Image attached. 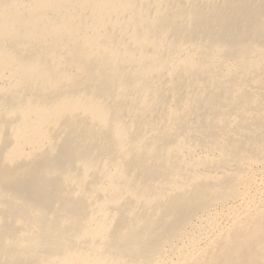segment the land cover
Segmentation results:
<instances>
[{"label": "bare ground", "instance_id": "6f19581e", "mask_svg": "<svg viewBox=\"0 0 264 264\" xmlns=\"http://www.w3.org/2000/svg\"><path fill=\"white\" fill-rule=\"evenodd\" d=\"M263 71L264 0H0V264H264Z\"/></svg>", "mask_w": 264, "mask_h": 264}, {"label": "rangeland", "instance_id": "374dc122", "mask_svg": "<svg viewBox=\"0 0 264 264\" xmlns=\"http://www.w3.org/2000/svg\"><path fill=\"white\" fill-rule=\"evenodd\" d=\"M260 77L264 81V71L261 73ZM245 89H246L245 92L247 91V93H252V91L254 92L252 94H255V95H258L257 93H261L259 98L263 99V101H264V87L259 86L258 84H246V88ZM256 165H257V167H256ZM247 166L248 165H246L244 167L246 168ZM247 169L248 170L245 172V175H247V176L250 175L249 177L251 178L252 184L254 185V187L252 185V189H251V193H250V195L253 196V195H255L256 192H259V188L262 187L260 191H262V189L264 190V188H263V186H264V162H261V163L259 162V163H256V164L252 165V166H248ZM254 180L256 182L257 181L258 182L256 183ZM256 185H257V187L255 188ZM262 194L264 195L263 191H262ZM263 195L261 196V199H262L263 204H264V196Z\"/></svg>", "mask_w": 264, "mask_h": 264}]
</instances>
